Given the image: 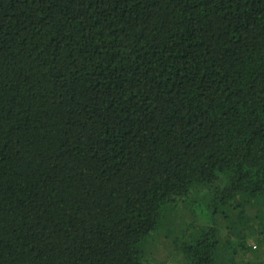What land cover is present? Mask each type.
I'll return each mask as SVG.
<instances>
[{
	"label": "trees",
	"instance_id": "16d2710c",
	"mask_svg": "<svg viewBox=\"0 0 264 264\" xmlns=\"http://www.w3.org/2000/svg\"><path fill=\"white\" fill-rule=\"evenodd\" d=\"M198 186L264 207V0H0V264H152Z\"/></svg>",
	"mask_w": 264,
	"mask_h": 264
},
{
	"label": "rangeland",
	"instance_id": "374dc122",
	"mask_svg": "<svg viewBox=\"0 0 264 264\" xmlns=\"http://www.w3.org/2000/svg\"><path fill=\"white\" fill-rule=\"evenodd\" d=\"M213 197L211 188L198 186L175 206L164 209L162 224L142 247L152 264H183L179 245L190 243L201 229L215 235L216 264H264L263 203L244 204L240 198L227 205L213 204Z\"/></svg>",
	"mask_w": 264,
	"mask_h": 264
}]
</instances>
